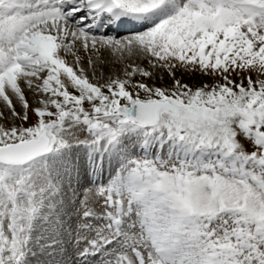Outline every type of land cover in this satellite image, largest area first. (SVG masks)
Listing matches in <instances>:
<instances>
[{"label": "snow or ice", "instance_id": "1", "mask_svg": "<svg viewBox=\"0 0 264 264\" xmlns=\"http://www.w3.org/2000/svg\"><path fill=\"white\" fill-rule=\"evenodd\" d=\"M0 264H264V0H0Z\"/></svg>", "mask_w": 264, "mask_h": 264}]
</instances>
